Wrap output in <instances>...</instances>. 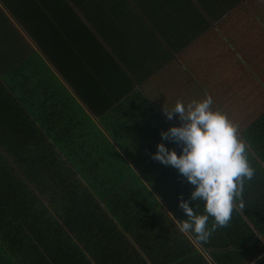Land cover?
I'll return each instance as SVG.
<instances>
[{"label":"trees","instance_id":"obj_1","mask_svg":"<svg viewBox=\"0 0 264 264\" xmlns=\"http://www.w3.org/2000/svg\"><path fill=\"white\" fill-rule=\"evenodd\" d=\"M190 1L185 0V6ZM71 5L72 0H0V44L6 46L0 48V264H264V56L241 50L246 38L259 34L254 18L262 22V15L255 11L220 19L208 14L209 18L201 7L203 11L174 12L169 21L177 39L195 40L186 54L176 62L172 53L161 52L155 61L143 41L135 40L138 48H130L140 52L133 54L151 63L143 86L137 80L136 86L127 85L113 67L104 68L114 96L121 97L112 99L106 116L99 115L111 142L84 134L73 143L78 151L61 156L46 143L49 130L35 121L33 108L44 94L37 98L38 92L22 90L18 82L27 79V61L35 58L29 49L34 45L43 51L41 39L50 31L51 38L59 31L64 40L83 37L97 55L98 38L84 18L88 8L77 14ZM259 11L264 14V8ZM121 14L118 30L127 40L133 20L126 12ZM195 14L214 25L203 33ZM109 49L98 55L108 56L107 63L118 66L120 52ZM221 57L228 60L219 63ZM202 60L208 61L200 66ZM190 95L192 100H184ZM206 96L212 97L213 110L238 126L254 175L244 182V209H234L227 227L217 228L207 243L188 234L202 248L200 253L173 220L187 219L178 205L182 197L194 206L190 201L194 186L177 169L151 156L159 143L173 150L172 142L162 140L160 133L181 125L178 116L168 120L163 110H171L177 101L187 105ZM151 105L161 106L158 115ZM29 136L39 139L27 140ZM175 145L179 156L181 147ZM74 199L82 201L77 207L81 214L68 222L66 211ZM54 201L61 204L57 222ZM199 205L196 214H206L202 201ZM213 222L210 217L209 228ZM76 244L83 249L79 251Z\"/></svg>","mask_w":264,"mask_h":264},{"label":"crops","instance_id":"obj_2","mask_svg":"<svg viewBox=\"0 0 264 264\" xmlns=\"http://www.w3.org/2000/svg\"><path fill=\"white\" fill-rule=\"evenodd\" d=\"M142 1L72 0L73 5L71 7L75 13L78 14L82 9L88 8L84 18L89 23V31L107 34L106 39L103 40L94 34L98 38L99 42L97 41V43L100 45L98 46L100 52L110 51L109 47L120 52L119 57L121 59L111 54L116 60L118 59V66L107 63L109 57L98 55L99 50L96 51L97 55L89 51L92 43L89 44L83 37L77 35L69 38L66 36L64 40L62 38L65 34L61 31H59V36L51 38L53 33L50 31L48 35L42 37L41 40L44 41L43 51L34 45L29 49V53H32L35 58L27 61L29 71L26 75L27 79H21L18 83H20L22 90L33 88L39 94L37 98L40 97L41 93L44 94V99L37 102L33 108L35 121L41 127L49 130L48 137L50 140H46V143L58 155L65 156L69 151H78L73 143L84 134L90 136L91 139L104 136L111 142L112 139L108 137L107 129L102 126V118L99 115L106 116V109L107 111L110 109L112 99L121 97L114 96L112 85H108L104 77L106 71L104 68L106 65L113 67L119 72V76L124 78L123 80L127 85L136 84V80L138 83L143 82L142 80L145 79L148 72L147 65L151 63L146 58L133 54V52H140L130 48L132 46L137 47L134 44L135 40L143 41L144 48L155 61L156 55L161 52L172 53L176 62L186 54V50L195 40L186 42L179 33L181 39H177V32L169 21V18L176 11L192 12L195 8L200 11L204 9L203 13L207 17H209L208 14H214L218 15L217 18L219 19L230 13L242 14L257 11L256 13L262 15L263 18L262 22L260 18H254V27L258 26L259 34L246 38L244 49L241 48V50L247 53L245 55L251 54L253 50L255 55L263 54L264 56V14L259 13L261 12L259 9L264 8V0H191L189 6H185V0H147L141 3ZM121 12H126L133 20L130 29H127L130 34L127 40H124V36L118 30L124 18ZM195 15L205 28L202 30L203 33L214 25L211 21L207 22L205 16ZM190 17L194 21L193 14ZM107 31L109 32L107 33ZM145 35L146 37L143 38ZM256 37L258 40L253 41ZM192 57V61H194L195 54L192 53ZM227 60L228 58L221 57L219 63ZM206 61L208 60H202L199 65L203 66ZM121 71L125 73V77ZM108 77L112 78V76ZM36 81L42 85L41 89L37 87ZM180 91L183 92L182 89ZM193 97L194 95L186 96L184 100H192ZM151 108L158 115L157 110L160 107L151 105ZM47 110L48 113L45 114ZM145 113L149 116L148 111ZM150 114L151 117L156 116ZM47 118L50 119V122L46 121ZM52 118L54 121L57 119L56 124L53 123ZM54 125H58V127ZM21 131L23 132V130ZM20 136V131L16 130V137L19 138ZM34 139H39V137L29 136L27 140ZM69 142L72 143L68 144ZM58 143L65 144L60 147ZM76 143L84 146L83 142ZM172 149H176L175 145ZM66 172L68 173L69 170Z\"/></svg>","mask_w":264,"mask_h":264},{"label":"clouds","instance_id":"obj_3","mask_svg":"<svg viewBox=\"0 0 264 264\" xmlns=\"http://www.w3.org/2000/svg\"><path fill=\"white\" fill-rule=\"evenodd\" d=\"M212 106V97L206 96L187 105L177 101L171 110H163L168 120L173 119V114L178 116L181 125L161 132V139L172 142L170 147L175 144L180 146L181 154L178 156L174 150L159 143L156 153L151 156L153 160L177 169L179 174L194 186L190 194V201L194 206L190 207L189 202L184 201L182 197L178 205L187 219L173 220L176 221L179 231L187 235L195 246L193 248L200 253H204L202 248L197 246L188 234L194 235L199 243H207L217 228L227 227L234 209H244V182L251 180L254 175V169L248 159V145L239 136L238 126L219 110H213ZM65 168L71 170L68 164ZM37 178L43 182L38 175ZM46 192L48 193L47 190ZM201 201L206 214L197 215L195 208L200 206ZM54 203L57 208V222L61 204L58 201ZM73 203H78V206L72 207ZM81 203L80 199L70 201L66 211L68 222L79 218L82 209L78 210L77 207ZM210 217L214 220L211 228L208 227ZM76 247L79 251L83 249L79 244H76Z\"/></svg>","mask_w":264,"mask_h":264},{"label":"rangeland","instance_id":"obj_4","mask_svg":"<svg viewBox=\"0 0 264 264\" xmlns=\"http://www.w3.org/2000/svg\"><path fill=\"white\" fill-rule=\"evenodd\" d=\"M56 1H59V2L64 3L66 0H56ZM68 2L71 3V0H68ZM69 6H70V5H69ZM108 32H109V31H107V33H108ZM94 34L97 35L98 38L101 39V40L106 39L105 37H107V34H106V33L95 32ZM0 43H1V41H0ZM5 47H6V46H4L3 44H0V48H5ZM143 82H144V81H143ZM143 82H140L139 85H140V86H143ZM144 86H145V85H144ZM146 90H147V91H150L151 89H150L148 86H146ZM159 107L161 108V106H159ZM259 238H262V237H259Z\"/></svg>","mask_w":264,"mask_h":264}]
</instances>
